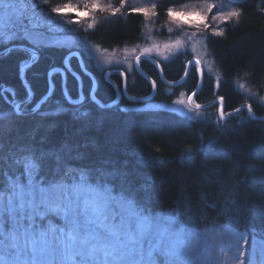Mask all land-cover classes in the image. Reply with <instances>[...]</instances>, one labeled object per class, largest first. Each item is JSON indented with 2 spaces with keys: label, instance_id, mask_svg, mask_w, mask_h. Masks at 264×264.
<instances>
[{
  "label": "snow or ice",
  "instance_id": "obj_1",
  "mask_svg": "<svg viewBox=\"0 0 264 264\" xmlns=\"http://www.w3.org/2000/svg\"><path fill=\"white\" fill-rule=\"evenodd\" d=\"M120 3L124 7L127 0H120ZM127 6L130 13L147 18L159 16L155 3L150 7ZM109 8L111 16L121 11L120 7L102 6L99 0H88L83 8L73 0L57 4H52L51 0H0V55L19 51L26 57L19 65L26 95L17 99L15 89L0 87V98L10 105L8 111L0 108V264H219V258L213 257L209 251L210 231L197 228L191 203L183 202L170 210L154 211L152 198L148 195L150 185L142 182L126 163L117 165L108 160L84 163L86 157L79 152L78 146L67 144L58 150H47L30 142H17L4 151L5 128L11 130L15 116L27 112L47 116L70 111L75 119L87 120L89 113L81 110L85 106L83 81L72 69V57L78 59L80 69L92 79L91 101L101 108L112 106L100 103L96 98V80L80 58L81 51L90 61L96 62L106 78H110L111 73L103 64L115 68L123 78L124 89L128 88L127 74L119 71L122 64L127 63L126 59L115 60L107 55V49L82 38L60 41L50 36L57 32L94 30L97 21L91 13L108 11ZM166 15L178 30H183L184 26L203 27L210 30L211 35L223 36L224 29L218 25L232 20L239 22L243 9L205 0L202 6L183 11L170 6ZM209 17L217 22V27L208 23ZM195 36L196 33H192L185 41L176 40L171 45L165 44L164 48H174L177 52L183 50L187 54L188 47L194 48L191 42ZM51 44H63L69 48L70 55L64 58L63 68H50L47 90L36 100L26 72L39 61L43 48ZM73 48L75 51H71ZM153 53L163 55L159 45L153 44L136 55L135 62L139 64L141 56L150 58ZM200 64L199 58L187 61L188 66L198 69L197 87L203 82L204 75V69L198 67ZM128 66L131 67V63ZM208 71H212L211 63ZM69 72L79 84L76 99L65 83ZM57 73L63 84L59 98H56L53 81ZM243 74L250 75L248 72ZM236 83L240 89L253 95L245 84ZM151 84L155 88L156 81L152 80ZM219 84L220 77L217 76L215 86L218 88ZM5 93L12 99L7 100ZM180 95L183 97L184 93ZM195 96L193 90L186 99L178 98L172 103L185 106V115L200 117L202 105L196 102ZM257 99L264 102V97ZM218 101L217 123L231 115L223 110L225 97H218ZM42 107L51 111H41ZM241 108L248 111L249 119H260L249 103L232 109V112L239 113ZM200 150L213 151L214 145L209 142L201 145ZM192 156L190 150L186 151L187 159ZM234 235L233 247L238 255L231 259L233 264H244L241 258L243 244L248 241L242 233Z\"/></svg>",
  "mask_w": 264,
  "mask_h": 264
},
{
  "label": "trees",
  "instance_id": "obj_2",
  "mask_svg": "<svg viewBox=\"0 0 264 264\" xmlns=\"http://www.w3.org/2000/svg\"><path fill=\"white\" fill-rule=\"evenodd\" d=\"M187 1L193 0H161L160 10ZM234 2L243 9L239 22L228 24L223 36L208 41L209 54L220 72L219 87L211 80L199 94L200 100L209 99L213 92L224 96L228 109L247 99L237 81L249 83L258 93L264 91V0ZM141 30V15L129 13L125 18L116 17L103 23L88 35L105 47L116 48L138 42ZM65 52L60 47H44L39 61L27 70L35 99L47 90L50 68L63 65ZM24 58L19 51L0 57V87L15 89L17 99L26 95L19 70ZM171 68L165 69L166 76L179 77L184 72L185 61L174 59ZM244 72L250 75L245 76ZM137 75L136 85L140 88L130 91L135 94L150 91V83ZM186 83L187 88H194L197 76L192 74ZM71 88L70 93L74 94ZM112 88L99 95L103 101L112 97ZM60 96L59 93L56 98ZM162 99L165 96L160 94L155 97ZM0 100L3 109L10 108L3 98ZM122 101L130 103L126 98ZM121 106L101 108L87 101L86 121L75 119L70 111L15 116L11 130L5 128L4 151L17 142H30L47 150H58L64 144L78 146L86 157L84 163L108 160L117 165L126 163L129 170H135L138 178L150 185L148 195L156 212L190 202L196 213L197 228L219 222L264 235V121L249 118L237 121L238 116H233L228 125L221 126L166 109L122 111ZM209 142L214 145L213 151L200 150L201 145ZM189 150L193 153L191 159L185 157Z\"/></svg>",
  "mask_w": 264,
  "mask_h": 264
},
{
  "label": "rangeland",
  "instance_id": "obj_3",
  "mask_svg": "<svg viewBox=\"0 0 264 264\" xmlns=\"http://www.w3.org/2000/svg\"><path fill=\"white\" fill-rule=\"evenodd\" d=\"M160 1L161 0H127V5H130L132 7H150V5L152 3H155V4H157L156 11L159 12L158 17L153 16L151 18H147V17H144L141 15V17H142V30H141L139 40L136 43H127L121 47L108 48V47H105V46L93 41L92 39H90V36L88 35V33L91 30H86V31L79 32V33L57 32V33L50 34V36L54 40H60V41L82 38L84 40H87L90 44L99 45L102 49H107L108 50L107 55L112 56L115 60L124 61L126 59L127 63L122 64V66L119 69L123 70L127 74L128 91L132 95H145V94L151 92V90H152V86H151L150 91H147L145 93L143 92V93L135 94L132 91H130V89L140 88V85L139 86L136 85V83L138 81V79H137L138 71L135 68V56L140 55L144 48L151 47L153 44L159 45L161 52H163V55H157L156 53H153L151 56L158 59V61L162 64L164 71H165V69H167L168 71L172 70L173 67L171 68V61H173L174 59H179V60L185 61V69H186V65H187L188 60H190L191 58H199L201 60L202 67H203L204 72H205L204 85H205V83L211 84V80L216 81V77L220 76V72L218 70V67L215 64L214 59L209 54L208 41L211 37L217 38V37H221V36L211 35L210 30H204L203 27H201L200 29H197L194 27L184 26L183 30H178L177 25L169 20L168 16L166 15V10L161 12ZM73 2L80 4L81 8H83V6L86 3H88V0H73ZM99 2L102 6L120 7L121 11L119 13H117L115 16L110 15L111 8H109L108 11H95V12L91 13L93 19L95 21H97L95 28L101 26L103 23H107L108 21L116 19V17L125 18L130 13L128 11L127 5H125L124 7H121L120 0H99ZM204 2H205V0H193V1L184 2V3L179 4V5H173V7H175L177 9V11H183L186 9H191V7H193V6H202ZM214 2H217V3L223 2V3L227 4L229 8H232V7L238 8L236 6L234 0H214ZM51 3L57 4V3H61V2H57L56 0H52ZM226 10H228V9H226ZM191 18L196 19V17H191ZM183 19H189V17H183ZM232 22H237V21L232 20V21L228 22L227 24H219L218 26L220 28L224 29V34H225V30H226L227 25L232 23ZM83 23L86 24V23H88V21H83ZM208 23L210 25H212L213 27H217V22L212 21L211 17H209ZM70 27L74 28L75 26H70ZM169 29H171V31H169ZM192 33H196V36L193 37L192 42H191L192 45H194V48L188 47L187 48V54H184L183 50H181L180 52H177L176 49H174V48L170 49V50L164 48L165 44L171 45L176 40L185 41L186 38L189 35H191ZM48 46H55V47H60V48L65 49L66 52H65L64 58L70 52L69 48L64 46L63 44H51ZM133 49H136V51L133 52ZM0 50H2V49H0ZM74 50H75V48L71 49V51H74ZM81 55H82V59L84 60L85 66L87 67L88 71L97 80L98 87H97L96 92H95L96 98L102 100V98L99 95H102V93L105 94L104 90H106L108 92L109 89L107 90V88L113 87L112 88L113 89L112 97L107 98V101H105V102H109V101L116 99V97L118 95L117 90L114 88L112 83L103 75V73H101L99 66L96 65V62L90 61L88 57L84 56L82 51H81ZM4 56H6V55H4ZM40 56H41V53H40ZM165 57H167V59H165ZM129 63H131V65H132L131 67L128 66ZM141 63L143 65V67L151 74V76L153 78L156 77L155 79L158 80V82L160 84L157 94L165 96V99L155 100V97L157 95L156 94L155 97L149 101L130 102V103L126 102L123 104V101H122L123 98H122L119 103H117L116 105H114L112 107L119 106V105L121 106V104H122L121 108L127 109V110H130V109H166V110L173 111L177 114H180L182 116H186V117L191 118V119L207 120V121H213V122L217 123L218 109L220 107L219 102L212 105L211 107H208L205 109H200L199 110L201 112L200 117H196L193 115H185V111H186L185 106L175 105L172 103L173 101H175L178 98L186 99L187 96L190 95L193 90H195L197 83H198V74H197L198 69L197 68L191 67V71H190L188 78L183 83H181L180 85L169 86V85L164 84L160 81L158 69L154 64H152L147 59L141 60ZM209 63L212 64L211 73H209V71H208ZM71 65H72V69L74 71L80 73V75L82 76L85 103H87V101H91L90 96H89V91H90V88L92 85V79L90 78L89 75L85 74L80 69L79 61L76 57L71 58ZM56 67H64V65L56 66ZM103 67L105 69H107L108 71L111 69H115V68L110 67L107 64H103ZM185 69H184V72H185ZM184 72H183V74H184ZM57 74L59 75L58 79H56V74L53 77V81L56 84V93H55L56 97L59 95V93L61 95V89L63 87V84L61 82L62 78H61L59 73H57ZM192 74H195L197 76V83L194 86V88L189 89L186 86V84H187L186 82ZM66 75H67L66 84H67V87L69 89V92H70V87H72L71 89L75 90V92H74V94H71V93L70 94L73 96L74 99H76L79 96V91H78L79 84L70 72L66 73ZM182 75H180L179 77H176V78H168V77L167 78L169 80H178L179 78L182 77ZM110 77L114 81H116L119 84V86L122 88L124 83H123V78L120 75H118L117 73H114V74H111ZM59 82H60L61 87H59L57 89V84L59 85ZM104 82L107 84H105ZM242 83L246 85V87L250 90V92L253 95L250 96L247 91L240 89L241 91H243L244 95H247V99H245L241 104L249 103L252 105L254 110L257 109L260 111V113L262 112V114H264V102H260L257 99L258 97H264V91H260L258 93V90L255 87L250 86L249 83H247V82H242ZM30 84H31V82H30ZM204 85H203V87H204ZM31 86H32V84H31ZM7 88H9V87H7ZM32 89H33V87H32ZM141 89H142V87H141ZM202 89H201V91H202ZM200 92L198 94H196V96H195V100L199 104H204V103L210 101L211 99H214L215 97L222 96L216 92H213V94L210 96L209 99L200 100L199 99ZM181 93H184L183 97L180 95ZM5 95L7 97V100H9L10 98L12 99V97L9 96L8 94H5ZM249 98H251V99H249ZM38 99H36V100H38ZM147 105H155L156 107L150 108V107H147ZM66 107H68V106H66ZM0 108H3L1 100H0ZM174 109H178V110H174ZM4 110L8 111L9 108L5 107ZM81 110L87 111L86 108H84V107ZM227 110H231V109H226L225 112ZM41 111H51V109L42 107ZM29 114H34V113H29ZM29 114H23V115H29ZM241 114H242L241 116H239L240 114L229 116L225 120L220 121L218 123V125H221V126L228 125L229 119L233 116H238L237 121H244L247 118H249V115L247 114V112H242ZM198 229L201 231H204V230L210 231V235H209V239H208L209 251L212 253L213 257L219 258V264H233V259H231V258L238 255V253H236L235 248L233 247V245L235 243L234 233H242L243 236L248 241L247 244H243L244 255L241 258L244 260V264H264V235L263 234L260 235L259 232H254V231H248V232L240 231V230H238V229H236V228H234L228 224L219 223V222H217V223L214 222L213 225L205 226L204 228H198ZM236 264H238V262H236Z\"/></svg>",
  "mask_w": 264,
  "mask_h": 264
},
{
  "label": "water",
  "instance_id": "obj_4",
  "mask_svg": "<svg viewBox=\"0 0 264 264\" xmlns=\"http://www.w3.org/2000/svg\"><path fill=\"white\" fill-rule=\"evenodd\" d=\"M74 51H75V50H74ZM69 55H70V52H69L66 56H69ZM3 56H4V55H0V57H3ZM80 58H82L81 53H80ZM143 59H147V60H149L152 64H154V65L157 67L158 72H159V78H160V81H161L162 83H164V84L169 85V86H178V85H180L181 83H183V82L188 78V76H189V74H190V71H191V66L186 65V69H185V70H187V72H188V75H187V76H185V72H184V74L182 75V77L179 78L178 80H169V79L167 78L166 74H165V71H164V68H163L162 64L158 61L157 58H155V57H153V56H151L150 58H146V57H144V56H141V60H143ZM191 59H194V58H191ZM191 59H190V60H191ZM141 60H140L139 64H137V63L135 62V68H136V70L138 71V73H139L144 79H146L148 82H150V84H151V81H152V80H155V81H156V86H155V88H153V86H152V84H151V86H152V90H151V92H149V93H147V94H145V95H132V94L128 91V88H127L126 90L124 89V84H123V86H122V88H121V87L119 86V84H118L116 81H114V80L110 77V78H107V79L112 83V85L114 86V88H115V89L117 90V92H118V95H117L116 99H114V100L116 101V103L113 104V101H114V100L109 101V102H105V101H102V100L98 99V100L100 101V103H103V104H109V105L114 106V105H116L117 103H119V102L121 101L122 98H126V99H127L128 101H130V102H144V101H149V100H151V99H153V98L155 97V95L158 93L159 85H160V84H159L158 80H156L155 78H153V77L151 76V74H150V73H149V72L143 67V65L141 64ZM198 67H202V64H200ZM57 68H63V67H57ZM202 68H203V67H202ZM161 69H162V71H161ZM119 71L125 73V72H124L123 70H121V69H119ZM75 72H76V71H75ZM109 72H110L111 74H114V73H117V70H116V69H111V70H109ZM76 73H78V72H76ZM78 74H79V76H80V78H81V80H82V76L80 75V73H78ZM92 76H93V75H92ZM20 77H21V73H20ZM93 77H94V76H93ZM204 79H205V72H204V75H203V82L199 84V87L196 86V88H195L196 94H198V93L201 91V89L203 88V85H204ZM27 80H28V79H27ZM95 80H96V79H95ZM28 81H29V80H28ZM29 83H30V82H29ZM65 83H66V82H65ZM198 83H199V76H198ZM198 83H197V85H198ZM30 85H31V84H30ZM31 87H32V86H31ZM97 87H98V84H97V80H96V89H97ZM95 92H96V90H95ZM129 97H134L135 99L130 100ZM218 97H220V96H218ZM218 97H215L214 99H211L210 101H208V102H206V103H204V104H201V105H202V108H201V109H205V108L211 107L212 105L218 103V102H219V101H218ZM243 104H245V103H243ZM243 104H241V105H243ZM241 105L238 106V107H236V108H240ZM112 106H111V107H112ZM252 109H253V107H252ZM223 110H224V112H225V110H226V101H224V104H223ZM242 112H247V114L249 115L248 111H247L246 109H244V108H241V111H240L239 113H242ZM253 112L255 113V115H256L257 117H260V119H257V120L264 121V114H259V113H257L254 109H253ZM29 113H33V112H27V113H25V114H29ZM225 113H226V114H227V113H231L230 116H232V115H236V114H239V113L232 112V109H231V110H227ZM227 117H229V116L226 115V116H225V119H226ZM225 119H224V120H225Z\"/></svg>",
  "mask_w": 264,
  "mask_h": 264
},
{
  "label": "flooded vegetation",
  "instance_id": "obj_5",
  "mask_svg": "<svg viewBox=\"0 0 264 264\" xmlns=\"http://www.w3.org/2000/svg\"><path fill=\"white\" fill-rule=\"evenodd\" d=\"M225 101H226V106H227V100L225 99Z\"/></svg>",
  "mask_w": 264,
  "mask_h": 264
},
{
  "label": "bare ground",
  "instance_id": "obj_6",
  "mask_svg": "<svg viewBox=\"0 0 264 264\" xmlns=\"http://www.w3.org/2000/svg\"><path fill=\"white\" fill-rule=\"evenodd\" d=\"M226 109H228V108H226Z\"/></svg>",
  "mask_w": 264,
  "mask_h": 264
}]
</instances>
